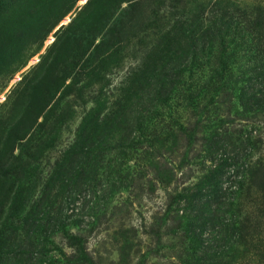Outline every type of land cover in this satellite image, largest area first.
Listing matches in <instances>:
<instances>
[{
    "label": "rangeland",
    "instance_id": "1",
    "mask_svg": "<svg viewBox=\"0 0 264 264\" xmlns=\"http://www.w3.org/2000/svg\"><path fill=\"white\" fill-rule=\"evenodd\" d=\"M260 6L264 0H0V264H61L67 230L96 264H178L180 250L195 264H259L264 192H254L240 163L264 162V112L231 117L226 127L239 140L212 150L174 140L169 124L184 113L178 101L161 114L138 103L141 119L120 109L164 63L189 54L209 60L198 47L214 28ZM145 85L139 93L153 84ZM66 154L67 169L53 182ZM201 169L214 173L205 180ZM160 172L172 173L168 186L154 182ZM175 191L185 198L167 210ZM175 211L187 216L181 231Z\"/></svg>",
    "mask_w": 264,
    "mask_h": 264
},
{
    "label": "trees",
    "instance_id": "2",
    "mask_svg": "<svg viewBox=\"0 0 264 264\" xmlns=\"http://www.w3.org/2000/svg\"><path fill=\"white\" fill-rule=\"evenodd\" d=\"M263 11L264 8L260 6L255 7L254 11L246 10L239 15H229L228 24L218 25L217 28H214V31L210 34V39L198 47L200 54L205 51L206 56L210 57L206 62H196L194 60L195 57H190L189 54V58H185L183 61L164 63L159 74L154 71L145 77V84H153L151 87L148 86L146 93H139L141 88L146 87V85L140 86L139 83H136L132 87L137 88L131 97L133 105L120 109V116L126 118L135 114L138 119H141L142 117L136 113L138 103L146 105L151 111L159 110V114H161L164 108H170L173 103L175 104L178 101L182 105L184 113L180 115L177 121L168 124L171 127L176 126L175 128L173 127L171 135L175 137L174 140H176L177 136L180 140L182 139L181 142L187 149L194 146L196 141H199V147L206 145L208 149L211 147L213 150L212 147L221 146L223 143L230 144L234 139L239 140L240 134L226 127L231 125L230 118L246 120V116L250 112L251 118L264 112ZM239 54L246 60L242 64L236 62ZM175 75L176 77H174ZM241 99L243 104L240 105V109L237 108L235 110V103H239ZM154 113L158 115L157 112ZM112 116H117V113H109L106 116L95 114L90 123H93L95 127L97 126V121L98 123H102L105 120L110 121L113 119ZM36 128L37 126L35 130ZM41 138L42 136L38 134L36 142H40L39 139ZM29 141L28 144L31 143V139ZM75 143L77 142L74 141L72 146H67V154L75 150ZM67 154L65 156L62 155L60 159H56L54 166L58 168L53 173V182L61 180L58 178L59 173H65V169H67ZM240 168L249 178L254 192L260 191L263 193L264 162H262V157H257L252 162H242L240 163ZM203 171L201 169L200 174H202V179L205 180L214 173V169L209 170L208 174L206 172L207 175L203 174ZM172 176V173H155L153 180L154 182L160 181L165 186H168ZM4 178L5 174L2 179ZM215 183L214 181L212 182V184ZM183 190H186V188ZM44 195L47 196L46 194ZM181 198H185L181 191L169 193L165 208L168 210L172 204L178 203ZM175 214L174 222L178 225L175 228L181 231V229H184L185 224L188 223L187 216L183 213L178 215L177 211H175ZM165 216V218L170 217L169 213H165ZM165 218L164 223L167 222ZM250 219H243L238 227V240L242 242L246 240L245 221H251ZM62 225L63 222L60 223V226ZM176 230H173L174 234H178ZM151 231L160 234L161 228L156 224ZM65 235V244L70 249L67 254L61 253L63 256L61 264L97 263L98 259L87 250L84 240L81 241L77 234L69 230L65 231ZM175 258L178 259V264H195V261L188 258L187 253L182 250L179 251ZM257 258L260 259L258 260L259 264L264 263L262 261L264 260V252L257 254Z\"/></svg>",
    "mask_w": 264,
    "mask_h": 264
}]
</instances>
